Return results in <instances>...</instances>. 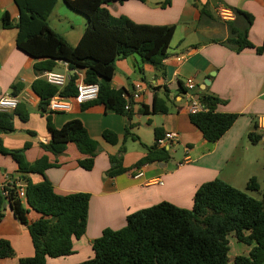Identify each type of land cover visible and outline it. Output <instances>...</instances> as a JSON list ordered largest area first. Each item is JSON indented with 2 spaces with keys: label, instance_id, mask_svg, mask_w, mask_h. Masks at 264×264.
<instances>
[{
  "label": "crops",
  "instance_id": "0c3cea01",
  "mask_svg": "<svg viewBox=\"0 0 264 264\" xmlns=\"http://www.w3.org/2000/svg\"><path fill=\"white\" fill-rule=\"evenodd\" d=\"M164 1L128 0L107 6L113 16H126L139 25L176 27L162 71L142 63L137 55L117 60L111 86L131 97L128 98L132 118L128 119L126 115L106 112L102 105L82 110L83 105L75 101L68 113L42 111L33 84L38 79L45 80L44 72L36 73L37 60L18 49L17 28L3 27V14L8 12L16 23L18 9L13 0H0V98L15 96L23 105L21 111L28 112L27 121L15 116L14 132L0 134V147L20 150L29 144L24 153L27 162L46 156L50 163L57 164L45 171L44 176L30 175L33 183L47 179L57 194L90 195L86 233L80 240H74V253L48 258L47 264H80L92 259L93 241L106 229L124 228L127 217L137 211L162 202L191 210L198 188L211 181L220 180L246 191L250 180L255 179L262 195L264 122L261 124L259 118H264V52L258 54L254 48L236 52L234 45L228 42L233 37L229 27L242 30L246 27L245 18L235 14L234 21L224 22L217 9L227 7L234 13L241 11L251 15L253 22L247 37L257 48L264 43V0H172L169 7L162 8L160 4ZM62 4L65 3L60 0L51 14L50 27L74 47L87 21L82 15L64 9ZM52 72L69 77L76 75V84L83 82L85 73L82 69L70 70L64 62H58ZM189 78L196 84L192 91L185 86ZM17 84L22 87L14 95L13 87ZM135 94L139 97L133 98ZM204 96L222 101L216 112L238 115L234 125L215 143L204 139L190 121L191 98L200 100ZM156 106L164 108L165 112H154ZM75 119L83 123L99 144L91 171L79 166L85 156L74 143L68 144L64 154L57 157L43 149L51 140L49 121L60 129ZM128 125L131 136L126 138ZM156 129L163 134H176L177 140L168 150L169 160L143 163L148 148L156 143ZM105 131L118 137L116 145L104 140ZM250 133L260 134L261 142L251 144ZM111 156L121 157L125 173L115 177L108 175ZM138 170L143 171V176L136 177ZM5 175L20 176L17 163L0 153V181ZM0 205V242H8L15 253L12 258H0V264H19L20 259L34 257L28 228L4 202ZM40 217L32 210L27 215L30 223ZM228 241V264H236L239 256L248 257L255 246L240 243L233 233L228 234Z\"/></svg>",
  "mask_w": 264,
  "mask_h": 264
},
{
  "label": "trees",
  "instance_id": "16d2710c",
  "mask_svg": "<svg viewBox=\"0 0 264 264\" xmlns=\"http://www.w3.org/2000/svg\"><path fill=\"white\" fill-rule=\"evenodd\" d=\"M13 1L18 9V21L14 23L9 13L5 12L2 24L6 29L17 28V47L37 60L34 66L36 73L52 71L58 62L66 63L70 70L82 69L85 84L99 85L98 99L83 105L82 110L102 105L106 112L132 118L131 111H125L130 96L125 95L124 90L111 86L116 62L120 58L137 55L142 63H149L162 71L176 31L174 25H139L126 16H113L107 9L113 3L128 0H63L70 10L84 16L87 21L81 39L72 47L50 27V16L60 0ZM171 3L172 0H165L160 6L167 8ZM235 14L244 16L246 27L238 30L230 25L233 37L228 42L234 45L236 52L254 48L262 54L264 43L256 48L247 37L252 16L241 11ZM103 78L108 81L106 85L101 83ZM76 82L77 76H70L67 86L59 91L46 80L35 81L33 90L40 98L42 111L47 110L50 99L58 92L65 98L77 96ZM21 87L19 84L13 87L14 95ZM200 101L208 111L191 114L190 121L204 139L215 143L234 125L238 115L216 112L217 105L222 102L217 98L204 96ZM21 106L19 104L11 112H0V134L15 131V116L22 121L28 120V112H22ZM157 111L165 112V109L156 106L154 112ZM48 130L51 140L43 145L45 151L61 156L67 145L74 143L85 156L79 161V166L87 171L94 168L99 144L91 138L80 120L69 121L60 129L54 128L49 121ZM154 135L156 141L164 136L159 129L154 131ZM125 136H131L130 125ZM248 137L253 145L262 139L256 133H250ZM103 138L112 145L118 143V137L110 131H105ZM29 146L26 144L20 150L0 147V153L10 156L17 163L20 178L26 183V202L15 193L9 200L15 218L28 228L35 251L34 257L20 259L19 264H47L48 258H61L74 253V240H80L86 233L90 195L57 194L47 179L33 183L30 175L44 176L45 171L57 164L50 163L46 156L33 163L27 162L24 153ZM169 158V152L155 143L148 148L143 163L165 162ZM126 171L121 157H110L108 175L115 177ZM250 191H260L255 179L250 180L246 191L215 180L198 188L191 210L162 202L132 213L127 217L124 228L104 230L101 237L93 241L94 257L80 264H228L230 233L240 243L248 246L255 244L248 257L235 259L236 264H264V189L261 200L249 196L247 192ZM29 210L38 213L40 219L30 223L27 218ZM14 255L8 242H0V258H12Z\"/></svg>",
  "mask_w": 264,
  "mask_h": 264
},
{
  "label": "built area",
  "instance_id": "2783aa9c",
  "mask_svg": "<svg viewBox=\"0 0 264 264\" xmlns=\"http://www.w3.org/2000/svg\"><path fill=\"white\" fill-rule=\"evenodd\" d=\"M217 14L224 22H231L235 19V13L227 7H219L217 9ZM43 76L48 83L58 88L59 91H62L67 86L70 79L69 76L56 74L52 71L44 72ZM185 86L189 91L194 90L196 87L194 79H187ZM76 87L78 89L77 96L73 98H65L60 94V92H58L50 99L47 109L53 113H68L72 109V101H75L80 105H84L95 102L98 99L99 85L79 82L76 84ZM138 97V94L133 96V98ZM127 100L128 103L125 107V111H130V99L127 98ZM19 104L20 101L17 97L11 95L3 96L0 98V112L4 113L14 111ZM189 110L191 114H196L200 112H206L208 111V108L203 103H201L200 100L191 98ZM259 122L262 124L264 122V118L260 117ZM176 140V134L167 133L156 141V145L160 149H166L168 151L170 147L176 142ZM141 176H143V171L138 170L136 177ZM160 184H162V182H160ZM14 193L17 194L19 199L25 203L27 199L26 183L20 178V176L5 175L3 181H0V201L2 200V202H4L7 207H10L9 200Z\"/></svg>",
  "mask_w": 264,
  "mask_h": 264
},
{
  "label": "rangeland",
  "instance_id": "374dc122",
  "mask_svg": "<svg viewBox=\"0 0 264 264\" xmlns=\"http://www.w3.org/2000/svg\"><path fill=\"white\" fill-rule=\"evenodd\" d=\"M62 5H63L64 9H67L68 11H72V10H70V8H68L66 6V4H62ZM71 13H74V12H71ZM75 15H78V14H75ZM79 17H82V16H79ZM247 193L249 194V196H251V197H253V198L257 199V200H261V198H262L261 191H258V192L250 191V192H247Z\"/></svg>",
  "mask_w": 264,
  "mask_h": 264
},
{
  "label": "water",
  "instance_id": "95a60500",
  "mask_svg": "<svg viewBox=\"0 0 264 264\" xmlns=\"http://www.w3.org/2000/svg\"><path fill=\"white\" fill-rule=\"evenodd\" d=\"M211 76H212V75H211ZM101 83H102L103 85H106V84L108 83V81H107L106 79L103 78V79L101 80ZM209 83H210L209 80L205 81V84L208 85ZM160 165H162V164H160Z\"/></svg>",
  "mask_w": 264,
  "mask_h": 264
}]
</instances>
